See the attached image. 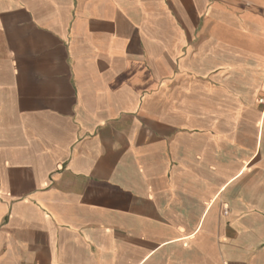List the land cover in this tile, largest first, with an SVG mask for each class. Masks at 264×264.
<instances>
[{
    "label": "crops",
    "instance_id": "obj_1",
    "mask_svg": "<svg viewBox=\"0 0 264 264\" xmlns=\"http://www.w3.org/2000/svg\"><path fill=\"white\" fill-rule=\"evenodd\" d=\"M0 264H264V0H0Z\"/></svg>",
    "mask_w": 264,
    "mask_h": 264
},
{
    "label": "built area",
    "instance_id": "obj_2",
    "mask_svg": "<svg viewBox=\"0 0 264 264\" xmlns=\"http://www.w3.org/2000/svg\"><path fill=\"white\" fill-rule=\"evenodd\" d=\"M260 102H263V99H260Z\"/></svg>",
    "mask_w": 264,
    "mask_h": 264
}]
</instances>
